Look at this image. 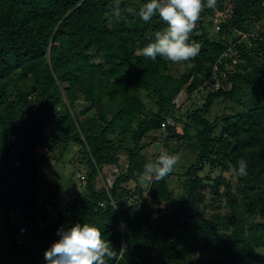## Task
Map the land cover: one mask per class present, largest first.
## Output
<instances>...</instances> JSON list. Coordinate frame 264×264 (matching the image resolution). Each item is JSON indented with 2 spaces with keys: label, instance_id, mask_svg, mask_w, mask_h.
Returning a JSON list of instances; mask_svg holds the SVG:
<instances>
[{
  "label": "trees",
  "instance_id": "1",
  "mask_svg": "<svg viewBox=\"0 0 264 264\" xmlns=\"http://www.w3.org/2000/svg\"><path fill=\"white\" fill-rule=\"evenodd\" d=\"M143 2L0 0V264H47L57 230L84 222L124 248L120 264H264V0L205 8L191 67L141 54L165 27L128 13ZM116 5L127 19L110 24ZM71 143L82 192L66 200L40 166ZM161 149L183 163L148 190Z\"/></svg>",
  "mask_w": 264,
  "mask_h": 264
},
{
  "label": "clouds",
  "instance_id": "2",
  "mask_svg": "<svg viewBox=\"0 0 264 264\" xmlns=\"http://www.w3.org/2000/svg\"><path fill=\"white\" fill-rule=\"evenodd\" d=\"M217 0H144L138 11L128 9L143 21L150 22L158 16L165 27L154 33V39L141 49V54L155 61L160 57L176 64H187L200 52L199 43L191 40L201 14L205 8L216 6ZM127 19L125 12L116 5L110 13L109 23ZM180 163V156L161 149L154 161L144 165L139 176L141 185L159 183L174 172ZM238 167L232 172L237 177L247 176L248 164L243 158L237 161ZM148 190L145 194L147 196ZM60 237L45 252L47 264H120L124 257V248L116 249L103 230L94 223H76L68 228L57 230Z\"/></svg>",
  "mask_w": 264,
  "mask_h": 264
},
{
  "label": "rangeland",
  "instance_id": "3",
  "mask_svg": "<svg viewBox=\"0 0 264 264\" xmlns=\"http://www.w3.org/2000/svg\"><path fill=\"white\" fill-rule=\"evenodd\" d=\"M178 70H180L179 67L174 66L172 68V72L177 73ZM187 98V95L182 93L180 96L176 99L177 102H182ZM194 98L200 102V94H195ZM219 108H214L211 114V117L219 114ZM59 130L56 129L54 126L50 127V131L48 134L47 142L49 143V140L51 138H55L59 135ZM155 134V133H154ZM47 148V145L44 146V148L41 149L42 152H44ZM79 149V146L77 144L71 143L68 148L63 152L62 155L54 154L50 155L49 157L45 158L40 166L41 171V178L40 182L43 186H46L44 189L49 191V188H53L56 192V195L58 197L67 198V199H73L74 197L78 196L82 192V186L80 185L79 174L80 172L76 167H80V164L75 162V156L78 154L77 151ZM153 149H151L152 151ZM58 153V152H57ZM55 156V157H54ZM183 162L180 160L179 165H181ZM178 165V166H179ZM177 166V167H178ZM111 167H106L105 172L109 176V180L111 179ZM111 170V171H110ZM221 174L220 171H216L213 175H219ZM225 176H230L229 173H224ZM100 179V177H99ZM103 185L102 182L99 181L98 186ZM145 186V185H142ZM171 188L175 190L178 194H180V183L176 178L173 179ZM207 188H209V185H207ZM221 189H224V185L221 186ZM66 199V200H67ZM208 202V201H206ZM145 210H152L156 211L157 209V203L155 202H146L142 206ZM208 212L210 213V208H208ZM12 218H17L20 215V211L18 208H12L11 209ZM23 220V219H22ZM23 222V221H22ZM45 258V257H44Z\"/></svg>",
  "mask_w": 264,
  "mask_h": 264
},
{
  "label": "built area",
  "instance_id": "4",
  "mask_svg": "<svg viewBox=\"0 0 264 264\" xmlns=\"http://www.w3.org/2000/svg\"><path fill=\"white\" fill-rule=\"evenodd\" d=\"M110 183H111V181H110ZM40 224H42L41 220H40ZM24 232H26V228L25 227H21L20 228V233H24Z\"/></svg>",
  "mask_w": 264,
  "mask_h": 264
},
{
  "label": "water",
  "instance_id": "5",
  "mask_svg": "<svg viewBox=\"0 0 264 264\" xmlns=\"http://www.w3.org/2000/svg\"><path fill=\"white\" fill-rule=\"evenodd\" d=\"M180 96V95H179Z\"/></svg>",
  "mask_w": 264,
  "mask_h": 264
}]
</instances>
